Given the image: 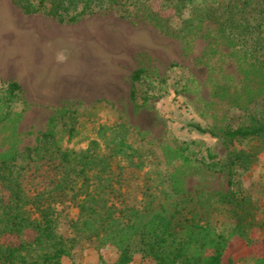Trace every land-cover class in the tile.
<instances>
[{"label": "rangeland", "instance_id": "obj_1", "mask_svg": "<svg viewBox=\"0 0 264 264\" xmlns=\"http://www.w3.org/2000/svg\"><path fill=\"white\" fill-rule=\"evenodd\" d=\"M159 4V0L151 1L154 14L141 11L134 17H122L109 9L68 25L92 33L86 38L96 43L94 71L96 79L103 81L88 85L102 99L69 102L57 110L28 106L19 97L12 100L6 79L0 77V160L25 164L24 148L39 147L41 133L48 128L57 144L74 150L85 149L91 140L102 145L111 139L118 141L123 133L124 142L137 150L132 153L133 161L142 162L123 170L131 200L141 198L142 180L158 196H164L161 191L168 193L170 201L184 193L227 192V175L203 164L223 163L230 151L248 149L253 142L212 137L192 125L218 133L245 123L249 113L264 105V62L254 54L250 42L212 20L193 19L185 25L187 11L178 14L173 9L162 10ZM19 19L28 24L32 16L11 0H0V28H9ZM66 27L54 22L51 28ZM78 37L79 43L85 42L82 32ZM83 53L91 54L84 49ZM136 69L140 72L133 83L136 98L132 101L130 76ZM70 125L73 131L68 135ZM41 173L32 168L26 171L27 185H38ZM234 182L264 209V149L248 169H236ZM78 214V208L68 201L58 205L57 232L70 236ZM230 221L217 215L213 222L225 232ZM250 236L251 243L237 236L230 238L223 264H255L264 253V228H253ZM3 240L11 239L1 237ZM100 256L113 262L118 250L112 245L97 250L92 240L82 239L61 264H102ZM128 264L157 263L136 253Z\"/></svg>", "mask_w": 264, "mask_h": 264}, {"label": "trees", "instance_id": "obj_2", "mask_svg": "<svg viewBox=\"0 0 264 264\" xmlns=\"http://www.w3.org/2000/svg\"><path fill=\"white\" fill-rule=\"evenodd\" d=\"M25 14H43L58 23L75 22L83 17L113 9L122 17L141 11L154 14L152 0H11ZM162 10L188 12L184 24L193 19L212 20L233 36L252 44L253 52L264 62V0H159ZM140 69L132 72L130 99L136 98L133 83ZM12 100L21 96L20 85L6 81ZM63 107L58 109H63ZM57 110V109H56ZM212 137L252 141L248 149H233L221 162L203 164L208 170L225 173L230 189L179 194L173 201L151 191L141 182V198L131 200L125 191L123 170L141 166L133 161L137 150L123 140L100 144L91 140L85 149L63 148L54 140L52 129L41 133L39 147H25V164L0 160V264H61L75 245L90 239L97 250L105 245L117 248L113 262L128 264L136 253L157 264H223V256L233 236L251 243L250 231L264 228V209L235 185L236 169H248L264 149V105L249 113L245 123L215 132L193 124ZM73 131L70 125L67 134ZM128 150L131 153H128ZM126 163V165L124 164ZM41 171L38 185L28 186L26 171ZM68 201L78 208L70 236L57 232L58 205ZM230 219L229 228L218 230L214 216ZM30 232V235H26ZM264 246V237L261 239ZM255 264H264V253Z\"/></svg>", "mask_w": 264, "mask_h": 264}, {"label": "crops", "instance_id": "obj_3", "mask_svg": "<svg viewBox=\"0 0 264 264\" xmlns=\"http://www.w3.org/2000/svg\"><path fill=\"white\" fill-rule=\"evenodd\" d=\"M27 15L32 16L31 23L19 19L9 28H0V77L20 85L23 102L28 106L58 109L69 102L102 99L88 85L103 81L95 76L96 43L86 38L91 31L68 26L78 21L58 23L43 14ZM54 22L67 27L53 29ZM79 32L85 42H78ZM83 49L91 54H84ZM64 51L67 55H61Z\"/></svg>", "mask_w": 264, "mask_h": 264}]
</instances>
